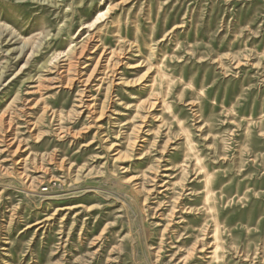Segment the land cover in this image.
I'll use <instances>...</instances> for the list:
<instances>
[{
  "label": "rangeland",
  "instance_id": "1",
  "mask_svg": "<svg viewBox=\"0 0 264 264\" xmlns=\"http://www.w3.org/2000/svg\"><path fill=\"white\" fill-rule=\"evenodd\" d=\"M0 264H264V0H0Z\"/></svg>",
  "mask_w": 264,
  "mask_h": 264
},
{
  "label": "bare ground",
  "instance_id": "2",
  "mask_svg": "<svg viewBox=\"0 0 264 264\" xmlns=\"http://www.w3.org/2000/svg\"><path fill=\"white\" fill-rule=\"evenodd\" d=\"M163 75V74H162ZM215 218V217H214ZM216 221V220H215ZM215 236V235H214ZM216 259V258H215ZM210 261V260H209Z\"/></svg>",
  "mask_w": 264,
  "mask_h": 264
}]
</instances>
